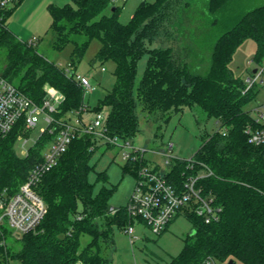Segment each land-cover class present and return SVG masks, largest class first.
<instances>
[{"label": "trees", "instance_id": "trees-1", "mask_svg": "<svg viewBox=\"0 0 264 264\" xmlns=\"http://www.w3.org/2000/svg\"><path fill=\"white\" fill-rule=\"evenodd\" d=\"M22 1L0 21V51L5 50L0 71L39 104L46 95L45 84L59 89L65 99L55 116L64 117L85 103L84 89L33 43L9 29L7 20ZM71 1L48 5L52 47L60 51L74 45L69 64L75 71L97 38L101 46L93 60L115 62L113 87L95 107L96 111L109 107L106 125L110 134L126 139L139 131V103L143 111L155 113L156 120L165 122L174 112L199 106L219 125L191 159L175 157L165 173L180 185L191 174L212 170L198 184L222 207L219 220L210 223L194 213L186 214L194 233L185 238L181 251L168 264H202L209 256L216 261L264 264V145L251 143L247 132L254 125L248 104L257 98L260 88L245 91L246 81L230 66L236 49L248 38L256 42L255 65L263 61L264 0H204L209 14L205 23L212 35L208 37L211 43L205 72H201L206 66L204 58H199L200 51L184 34L191 19L189 8L199 0H142L127 23L120 21V6L111 0ZM157 41L167 45L151 46ZM145 54L146 67L136 86L138 62ZM23 126L20 121L0 137V194L19 189L54 136L42 132L28 155L21 156L15 144ZM98 146V140L90 135L72 140L38 185L47 205L44 218L20 238L6 229L7 239H19L21 245L12 248L8 242L0 243V264L11 260L21 264H75L78 260L82 264H112L104 252L109 246L114 248V226L125 228L132 219L126 206L110 213L109 200L115 188L104 184L94 191L90 160ZM128 163L137 175L140 164ZM98 180L106 182V172L98 173ZM84 234L91 240L81 247Z\"/></svg>", "mask_w": 264, "mask_h": 264}, {"label": "rangeland", "instance_id": "rangeland-1", "mask_svg": "<svg viewBox=\"0 0 264 264\" xmlns=\"http://www.w3.org/2000/svg\"><path fill=\"white\" fill-rule=\"evenodd\" d=\"M142 0H118L114 5L120 6L119 19L123 23H127L133 16L136 8ZM153 1V0H149ZM72 3L71 0H23L16 8L13 14L7 20V26L22 40L29 42L34 39V46L37 50L45 55L48 59L56 62V64L66 70L69 66L71 52L74 45L68 44L64 49L58 51L52 47L53 31L51 30L52 18L47 9L48 3L64 5ZM204 0L193 3L189 8L190 21L184 34L190 38L191 46L200 51L199 58H204L201 72L208 70L209 58V36L212 37L205 21L209 18ZM207 22V21H206ZM167 42L157 41L151 46H166ZM101 42L95 38L91 41L83 58L77 62L75 71L87 75L95 89L85 94V103L81 106L88 105V114L86 118L94 115L100 99L111 90L115 82V62L107 60L105 62L94 61V57ZM256 53V42L248 38L236 49L233 59L230 63L231 68L236 76L246 80L248 75L255 67L254 56ZM148 55L145 54L138 62V72L136 76V86L140 82L144 73ZM5 65V50L0 51V67ZM73 69L72 66H70ZM104 68V69H103ZM206 68V69H204ZM51 87L45 84V91ZM45 92V93H46ZM264 102V86L260 87L257 98L248 104V109L253 108L257 103ZM78 107L77 110H80ZM101 111L107 116L109 107L103 106ZM71 113L74 111L70 110ZM138 112L140 115V129L132 137L129 138L136 147H146L144 159L149 164H157L158 168L168 170L171 161L175 157L190 159L196 150L202 144V141L208 134H212L219 127L214 117H208L206 112L199 106L192 108L186 107L182 112L172 113L170 121L165 122L164 119L156 120L157 114L149 113L142 110L139 103ZM37 125L32 130L20 133L15 149L21 156L20 150L25 143L28 149L33 146L35 141L42 133V128L46 126L43 114H34ZM24 133V134H23ZM23 134V135H22ZM25 139L27 141L25 142ZM172 142L174 147L172 150L168 148V144ZM99 146L94 151L91 158L93 168L89 173V179L94 183V191L100 190L102 185L115 188L110 197L109 204L120 208L126 206L130 200L134 190L137 175L134 169L128 167V161L124 159V150L118 146H108L103 142H98ZM162 152H166L164 154ZM170 160V164L167 163ZM160 165V166H159ZM124 167L126 171H124ZM106 172L107 181L98 180V173ZM161 234L157 235L145 225V234L140 239H136L132 243L130 236L125 232V228L114 226V248L111 246L104 252L112 258V264H168L172 256L177 255L184 244L185 238L192 231V222L184 214L176 216ZM135 234L141 235L142 228L139 223H135ZM146 235V237H145ZM91 237L88 234L81 236V247H84ZM7 242L12 248H19L21 243L19 239L8 237ZM229 260H217V264H228ZM10 264H21L18 260H11ZM75 264H82L78 260ZM235 264H242L236 261Z\"/></svg>", "mask_w": 264, "mask_h": 264}, {"label": "built area", "instance_id": "built-area-1", "mask_svg": "<svg viewBox=\"0 0 264 264\" xmlns=\"http://www.w3.org/2000/svg\"><path fill=\"white\" fill-rule=\"evenodd\" d=\"M19 1L0 0V21L4 20L6 12ZM116 1L118 0H111L112 3ZM29 43L34 44V39ZM70 66L69 64L66 68L67 74L74 77L85 94L92 92L96 87L91 79L72 70ZM245 81V91L255 86H264V59L255 65ZM64 99L63 92L51 87L39 104L0 71V137L7 135L20 121L23 122L24 132L35 128L37 122L34 114L44 115L46 126L42 128V132L54 134L43 151V158L33 165L19 189L13 194L7 191L0 194V243H7L6 229L13 237L20 238L39 226L47 205L38 191V185L44 174L57 165L72 140L79 135H90L105 145L118 146L124 150V159L140 164L134 190L126 205L132 221L125 227V232L130 236L132 243L139 238L138 234H135V223H143L151 232L159 235L180 214L186 216L189 212L194 213L206 223L219 220L222 207L216 203L213 194H204L203 187L198 184V180L212 174V170L207 168L197 174H191L182 184L177 185L168 179L166 171L157 168V164L145 161L144 153L148 148L136 147L129 138L110 134L106 125L107 116L101 110L86 118L84 113L88 111V105L85 104L80 110L57 118L55 113ZM250 113L254 125L247 129L249 141L255 145H264V102L257 103L250 109ZM173 147L174 144L170 142L168 148L172 150ZM29 149L24 143L20 152L26 156ZM166 162L169 163L170 160L167 159ZM118 210L119 208L114 206L109 209L112 214ZM77 218H82V215L79 214ZM202 264H217V261L209 256Z\"/></svg>", "mask_w": 264, "mask_h": 264}, {"label": "crops", "instance_id": "crops-1", "mask_svg": "<svg viewBox=\"0 0 264 264\" xmlns=\"http://www.w3.org/2000/svg\"><path fill=\"white\" fill-rule=\"evenodd\" d=\"M49 4H50V3L47 4V9H48V5H49ZM16 8H17V7H16ZM15 10H16V9H15ZM15 10H14V11H15ZM14 11H13V13H14ZM13 13H12V14H13ZM87 112H88V111H87ZM87 112H85L84 115H87V114H88ZM159 166H160V165H159ZM157 167H158V166H157ZM159 168H160L161 170H163L162 167H159ZM168 170H169V169H168ZM168 170H163V171H166V172H167ZM177 216H179V215H177ZM139 225L141 226L142 231H141V235H138V236H139L138 239H140V238L142 237V232H143V236H144V234H145V232H144V231H145V230H144V229H145V225H144L143 223H139ZM168 227H169V226H168ZM168 227H167V229H168ZM145 237H146V235H145Z\"/></svg>", "mask_w": 264, "mask_h": 264}, {"label": "water", "instance_id": "water-1", "mask_svg": "<svg viewBox=\"0 0 264 264\" xmlns=\"http://www.w3.org/2000/svg\"><path fill=\"white\" fill-rule=\"evenodd\" d=\"M115 7H112V10H114ZM256 69H254L255 71ZM191 233H194V230L191 231ZM228 264H235V261L233 259H229Z\"/></svg>", "mask_w": 264, "mask_h": 264}]
</instances>
